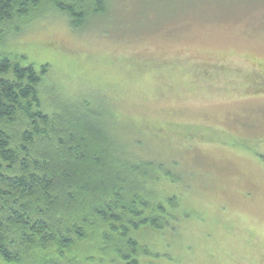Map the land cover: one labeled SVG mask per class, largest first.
Returning a JSON list of instances; mask_svg holds the SVG:
<instances>
[{
  "label": "rangeland",
  "instance_id": "obj_1",
  "mask_svg": "<svg viewBox=\"0 0 264 264\" xmlns=\"http://www.w3.org/2000/svg\"><path fill=\"white\" fill-rule=\"evenodd\" d=\"M43 5L2 25L0 56L41 74L45 113L88 104L157 170L145 189L177 209L131 232L138 264H264V0H108L79 29ZM103 252L76 264H123Z\"/></svg>",
  "mask_w": 264,
  "mask_h": 264
},
{
  "label": "trees",
  "instance_id": "obj_2",
  "mask_svg": "<svg viewBox=\"0 0 264 264\" xmlns=\"http://www.w3.org/2000/svg\"><path fill=\"white\" fill-rule=\"evenodd\" d=\"M44 3L79 29L106 13L108 0H0V31ZM40 82L33 66L0 56V262L76 264L80 250L138 264L131 232L168 223L174 198L165 200L168 211L147 192L157 170L111 144L88 104L45 113Z\"/></svg>",
  "mask_w": 264,
  "mask_h": 264
}]
</instances>
